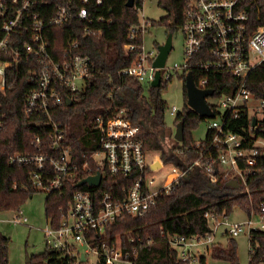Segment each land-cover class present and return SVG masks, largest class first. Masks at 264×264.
Listing matches in <instances>:
<instances>
[{
    "label": "built area",
    "instance_id": "1",
    "mask_svg": "<svg viewBox=\"0 0 264 264\" xmlns=\"http://www.w3.org/2000/svg\"><path fill=\"white\" fill-rule=\"evenodd\" d=\"M182 3L180 29L184 36L185 60L183 64L175 63L169 70L187 75L189 68L195 66L206 72L207 76L195 81L201 90L212 89L209 86L211 71L239 80L233 91L216 95L212 89L214 94L206 97L215 113V117L206 119L208 128L214 131L211 145L216 149V156L204 162L198 160L194 165L209 185L214 186L219 178L236 180L239 185L246 183L248 174L264 159V99L247 88L250 74L264 66V27L251 31L248 14L238 9L240 0H182ZM104 6L105 0H0V89L6 87L8 70L13 64L22 56L29 58L28 75L34 88L26 99L25 112L35 117V125L49 128L50 139L48 150L37 138V154L17 153L10 157V163H35L41 171L47 167L53 169L56 175L46 183L38 173L32 177L34 184L48 193L61 190L69 176L88 172L91 163L96 173L90 176L100 172V185L86 183L82 186L99 188L107 173L117 179L110 189L100 194L90 189L76 190L58 224L52 217L47 218L45 251L48 256L42 264H134L138 248L133 246L125 250L122 237L109 235L108 227L126 215L146 214L157 206L163 194L172 192L186 174L160 158V166L154 168L157 158L152 156L153 151L145 148L141 126L131 118L126 106H109L95 117L92 130L96 131L98 142H85L84 146L91 151L83 155L85 159L81 163L74 160L64 127L53 119L52 112L76 99L97 73L91 56L84 54L81 46L84 38L101 32L102 25L113 22L112 17L100 12ZM66 25L72 26L75 36H69L64 48L52 46L51 30ZM147 25L148 20L140 19L138 25L131 27L130 37L134 38L137 31L145 33ZM122 49L125 55L135 49H141V53L138 60L123 68L121 73L152 86L157 71L153 63L158 51L146 53L144 43H127ZM166 68L165 65L160 69L161 85L173 76L172 72H163ZM107 98L114 102L115 94L109 92ZM211 98L218 100L210 101ZM168 110L176 116L180 108L173 105L168 106ZM244 112L249 121L245 134L225 128L226 120L238 118ZM197 145L200 146V142ZM166 167L174 173L170 179L166 177ZM15 213L17 215L11 219L13 223L28 222L22 210ZM205 217L213 232L206 238L162 232L184 264H201L202 247L207 250L214 243V235L221 224L229 227L226 232L233 238L264 230V203L241 222L220 223L218 216L209 212ZM3 237L0 231V257L5 247ZM134 240L131 238V243ZM251 249L254 253V246Z\"/></svg>",
    "mask_w": 264,
    "mask_h": 264
},
{
    "label": "trees",
    "instance_id": "2",
    "mask_svg": "<svg viewBox=\"0 0 264 264\" xmlns=\"http://www.w3.org/2000/svg\"><path fill=\"white\" fill-rule=\"evenodd\" d=\"M127 1L105 0V6L100 12L112 17L113 22L102 25L101 32L84 38L81 46L82 52L91 56L97 73L87 82L85 91L74 98L71 104L67 102L55 109L52 115L65 129L67 143L72 147L75 162L81 163L85 159L83 155L91 151L84 146L85 142H98V135L92 130L95 117L109 106H126L131 118L141 126L140 134L145 148L158 152L165 164H172L186 171L180 184L172 192L163 194L156 207L141 216L126 215L107 229L109 235L122 237L125 250H131L133 246L138 248L139 254L134 264H184L179 261L177 251L170 246L162 232L167 235H197L206 238L213 233L205 217L206 212L218 217L229 216L237 207L248 215L257 212L264 203V159L257 169L248 174L246 183L240 182L238 187L229 185V180L224 178H219L214 186L209 185L198 173L194 165L196 161L204 162L216 156V149L211 145L214 131L208 128L203 140L197 141L193 137V130L206 118L188 106L185 72L179 76L184 82L185 103L175 116L176 126L179 122L183 124L184 140H174V144L166 145L165 112L168 105L163 99L162 91L168 87L171 79L155 88L121 73L123 68L138 60L141 49L125 55L120 48L127 43L142 44L144 38L141 31H137L134 38L130 37L131 27L140 22L139 10L143 7L144 0H135L133 7H128ZM159 5L167 10V15L160 21H169V33L180 29L184 11L182 0H159ZM238 9L248 14L251 31L264 27V0H240ZM151 23L156 24V21L152 20ZM50 34H53L50 39L52 46L61 48L67 46L70 35L75 36L70 25L56 27ZM27 59L29 58L22 56L13 64L8 70L6 87L4 90L0 89V213L18 212L35 192L43 190L34 184V173L43 177L45 183L56 175L50 167L41 171L35 163H10V157L17 153L37 154V138L42 141L46 150L50 148L49 128L35 125V117L28 116L25 112L26 99L34 88L28 75ZM189 71L193 73L196 82L199 77L207 76L206 72L196 69L195 66L190 67ZM209 74V86L215 90L216 95L231 92L235 89L234 85H239V80L233 76L214 71ZM247 88L264 99V66H259L250 74ZM147 91L150 92L149 97L146 95ZM109 92L115 94L114 102L108 100ZM248 124L247 113L244 112L238 118L226 120L225 128L245 134ZM199 142L200 146L197 145ZM95 173L96 169L91 163L88 172L69 176L61 190L48 193L47 218L52 217L54 223L58 224L72 203L76 190L90 189L94 194H100L116 183L117 179L107 173L104 174L99 188L77 185L80 180ZM131 238H135L134 243H131ZM249 239L251 247L255 248L254 253L252 249L250 251L249 264H262L264 230H254ZM2 240L5 247L1 252L0 264H9V241L6 237ZM206 251H211V256L215 259L239 264L237 245L233 237L226 247L212 243ZM47 256L46 251L32 255L28 264H42ZM205 263L206 257L202 255L201 264Z\"/></svg>",
    "mask_w": 264,
    "mask_h": 264
},
{
    "label": "rangeland",
    "instance_id": "3",
    "mask_svg": "<svg viewBox=\"0 0 264 264\" xmlns=\"http://www.w3.org/2000/svg\"><path fill=\"white\" fill-rule=\"evenodd\" d=\"M167 15V10L159 5V0H144L143 7L139 10L141 20H148V25L144 33L143 43L146 53H157L158 47L165 43L167 36L170 32L169 21L161 22L160 20ZM155 20L156 24L151 21ZM173 49L169 54L166 62L165 73L172 72V78L169 81L168 87L162 91L164 101L169 107L176 105L180 110L184 107V82L180 74L182 72L170 71L175 63H184V36L181 29H176L173 33ZM150 95V92H146ZM218 100V99H217ZM213 98L210 101H217ZM165 123L167 127L166 145L174 144L176 120L175 116L171 115L167 109L165 112ZM208 120L202 121L200 125L193 130V137L197 141L203 140L208 131ZM177 141V140H176ZM153 157L159 161V153L153 151ZM161 159V158H160ZM166 177L170 179L174 173L170 167L165 168ZM48 192L45 190L37 191L30 197L22 206V214L28 218L27 223H13V219L17 213L15 212H1L0 213V231L8 239V260L9 264H28L27 259L32 255H39L46 249L45 229L48 225L46 216V198ZM248 219L246 214L240 207L235 210L226 218L218 217V222L228 223L241 222ZM229 227L221 224L217 227L214 235V243L226 247L231 240V236L226 232ZM250 236L248 233H242L240 236L235 237L237 245V253L239 264H249L250 261ZM201 253L206 257L205 264H230L228 261L215 259L211 256V251H206L204 246Z\"/></svg>",
    "mask_w": 264,
    "mask_h": 264
},
{
    "label": "water",
    "instance_id": "4",
    "mask_svg": "<svg viewBox=\"0 0 264 264\" xmlns=\"http://www.w3.org/2000/svg\"><path fill=\"white\" fill-rule=\"evenodd\" d=\"M134 3H135V0H128L127 6L133 7ZM121 49L122 48H120V50ZM172 49H173V34L169 33L165 43L161 44L158 47V55L153 63V67L157 69L156 78L152 82V87L156 88V87L161 86L160 69L165 67L167 59ZM185 86H186V91H187L188 106L192 108L196 113H198L201 117H204V118L215 117V113L213 112V110L211 109V107L208 105V103L205 100L206 97L212 96L214 94V91L212 89H205V90L199 89L195 84L193 73L191 71L188 72L186 75ZM68 103L71 104V101H69ZM174 137L179 142H182L184 140V127L181 122H179L176 126ZM160 164H161L160 161L157 162L154 168L159 167ZM100 182H101V173L98 172L94 176H89L87 178H84L77 185L82 186L83 184L88 183L90 185L99 186ZM229 185L238 187L239 183L236 180H230ZM29 260H30V257L27 259V261L29 262Z\"/></svg>",
    "mask_w": 264,
    "mask_h": 264
}]
</instances>
